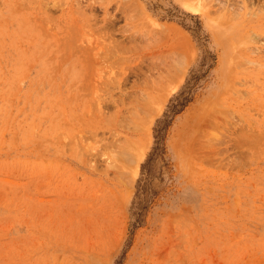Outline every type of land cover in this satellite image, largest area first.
<instances>
[{"label": "rangeland", "instance_id": "rangeland-1", "mask_svg": "<svg viewBox=\"0 0 264 264\" xmlns=\"http://www.w3.org/2000/svg\"><path fill=\"white\" fill-rule=\"evenodd\" d=\"M214 1L0 0V264H264V0Z\"/></svg>", "mask_w": 264, "mask_h": 264}, {"label": "bare ground", "instance_id": "bare-ground-1", "mask_svg": "<svg viewBox=\"0 0 264 264\" xmlns=\"http://www.w3.org/2000/svg\"><path fill=\"white\" fill-rule=\"evenodd\" d=\"M216 1H218V0H216ZM213 2H215V1L213 0ZM228 2H229V1H228ZM208 3H209V2H208ZM218 4H221V5L224 7V6H225V1L223 0L222 3H221V1H218ZM212 5H213V4H212ZM227 5H230V4H227ZM234 5H235V4H234ZM213 6H214V5H213ZM237 6H239V5H237ZM237 6H236V7H237ZM220 7H221V6H220ZM225 7H226V6H225ZM230 7H231V5H230ZM217 8H218V7H217ZM237 8H238V7H237ZM237 8H236V9H237ZM131 9H134V7L131 8ZM135 9H136V8H135ZM135 9H134V10H135ZM221 9H222V8H221ZM226 9H228V6L226 7ZM226 9H225V10H226ZM128 11H129V10H128ZM217 11H218V10H217ZM217 11H216V12H217ZM226 11H227V10H226ZM133 12H135V11H133ZM233 13H234V12H233ZM234 14H236V13H234ZM237 15H238V14H237ZM226 16H227V15H226ZM219 17H220V16H219ZM228 19H229V18H228ZM145 28H146V27H145ZM151 30H152V29H151ZM251 41H252V40H251ZM259 50H260V49H259ZM180 58H182V57H180ZM177 60H179V59H177ZM155 104H156V103H155ZM149 107H150V106H149ZM148 109H150V108H147V109H145V110L148 111ZM153 110H154V109H153ZM145 115H146V114H145ZM147 115H148V114H147ZM128 145H130V144H128ZM126 152H127V151H126ZM122 155H124V154H122ZM128 159H129V157H128ZM131 159H132V158H131Z\"/></svg>", "mask_w": 264, "mask_h": 264}]
</instances>
